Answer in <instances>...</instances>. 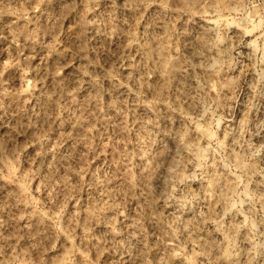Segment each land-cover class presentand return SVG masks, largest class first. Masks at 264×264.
Masks as SVG:
<instances>
[{"label": "rangeland", "instance_id": "obj_1", "mask_svg": "<svg viewBox=\"0 0 264 264\" xmlns=\"http://www.w3.org/2000/svg\"><path fill=\"white\" fill-rule=\"evenodd\" d=\"M0 264H264V0H0Z\"/></svg>", "mask_w": 264, "mask_h": 264}]
</instances>
